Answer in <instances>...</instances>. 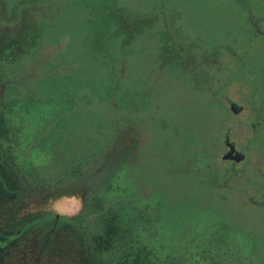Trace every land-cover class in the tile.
I'll use <instances>...</instances> for the list:
<instances>
[{"label": "rangeland", "instance_id": "obj_1", "mask_svg": "<svg viewBox=\"0 0 264 264\" xmlns=\"http://www.w3.org/2000/svg\"><path fill=\"white\" fill-rule=\"evenodd\" d=\"M51 1L54 13L48 12L47 16L56 21L60 33H50L44 38L45 45L41 49L48 53L41 55L47 56L53 65L54 76L49 82L50 86L56 84L52 80L57 76L56 80L59 78L60 82L58 86L61 87L59 92L65 93V96L58 103L50 105L47 114L72 105V114L81 115L73 123L82 126L81 133L78 131L75 134L77 131L74 128L78 130L76 126H71L65 133L67 142L63 141V145L72 146L68 156L79 145L74 143L75 139L81 138L80 145L87 148L94 144L88 139L96 131L109 132L107 121L113 120L114 107L124 105L130 108L131 105L136 108L138 102L147 104L151 100L158 108L156 114H160V120L156 124L143 126L139 132L140 141L133 142L129 151L120 152L115 167L108 171V166L105 175L114 172L123 162L129 163L131 175L145 191L161 194L162 200L152 204L146 214L154 221L168 212L172 213L174 210L170 205H177L182 212L189 209L187 213L193 212V207L200 204L204 208L215 205L233 211L236 206H232L230 200L222 202L216 195V173L210 172L207 167L202 168L210 161L206 152L220 151L218 156L224 159L225 146L215 143V140L218 133L226 131L224 128L218 130L225 106L218 99L207 100L206 93L199 88L211 81L207 77L200 79L199 75H194L191 68H195L196 64H190L202 60L204 49L206 54L208 48L216 47L205 59L214 57V61H220L221 65L214 75L227 78L225 75L234 76L230 72L234 64L230 53L240 57L247 54L246 50L255 48L249 72L251 75L233 85L238 89L244 85L243 90H252V102L264 100V44L262 37L247 22L248 12L241 8L250 9L259 19L260 28L264 29V0H100L104 6L102 11L98 4L94 6L89 3L92 1L94 4L96 0ZM102 15L104 21L98 33L90 36V32L87 33V19ZM246 37L251 38L249 43L245 42ZM63 59L65 62L59 68L57 63ZM242 63L251 62L245 57ZM217 82L215 80L214 89ZM5 83L6 78L0 74V104ZM144 93L147 95L144 96ZM229 93L233 102L241 103L236 107V113L241 118L248 117L251 107L249 110L243 107L244 102L231 89ZM240 93L249 99V92ZM262 104L258 110L264 113V102ZM93 116L103 121L99 127L92 126ZM228 124L232 130L226 128L228 137L225 140H233V154L242 153L239 159L233 156L237 171L247 167V177L253 180L262 177L256 171L264 173V162L258 163L255 166L257 170L254 169L253 164L249 163L248 146L239 143L246 142V136H250L245 126H236L230 121ZM135 127L137 129L138 125ZM56 129L57 126L49 131L51 136L56 134L53 133ZM258 137V146L264 145V134ZM221 138L224 139L223 135ZM112 150L106 154L107 157L118 152L116 147ZM197 150L204 152H197V155ZM74 155H79V152ZM250 156L256 158L255 152ZM12 179L13 185L3 181L0 184V189L5 188L4 192L0 190V264H49L51 259L61 258L71 264H99L101 251L111 245L108 235L112 232L105 225L131 205L119 199L101 213L106 201L91 199L86 205L95 213L88 222L86 212H77L78 215L73 218L65 217V214L75 212L77 207H83L79 196L75 200L60 196L41 205L51 212L47 219L27 225L20 232L8 230L3 222L11 219L12 206L20 199V196H14L15 187L22 189V184H16L14 177ZM248 180L243 181L245 186L240 191V199L256 206L262 202L264 194L257 195L247 186ZM96 186V182H91L88 191ZM42 189L40 186L25 187L21 194L37 195ZM190 195H195V203L187 198ZM117 202L120 203L115 205ZM32 206L37 208L40 205L32 202ZM140 210L137 208L138 213ZM236 211L238 209L234 208V214ZM260 212L264 216V210ZM167 219H172V216ZM119 262L116 264H121Z\"/></svg>", "mask_w": 264, "mask_h": 264}, {"label": "trees", "instance_id": "obj_2", "mask_svg": "<svg viewBox=\"0 0 264 264\" xmlns=\"http://www.w3.org/2000/svg\"><path fill=\"white\" fill-rule=\"evenodd\" d=\"M89 3L94 6L98 4L101 11L104 9L100 0H96L94 4L92 1ZM241 8L247 13L246 7ZM48 12L54 13L53 2L50 0H0V74L6 78L1 90L0 104V184L3 181L13 185V177L16 184H22V189L15 187L14 196H20V199L13 204L12 217L4 221L3 226L8 230L20 232L27 228V225L47 219L51 212L41 205L60 196L71 194L79 196L83 201V207L78 212H86L88 222L95 213L86 205L87 203L89 205L91 199L106 201L101 213L113 202L124 199V202L131 205L118 213L111 223L105 225L112 232L108 235L111 245L101 251L99 264H116L118 261H121L119 262L121 264H264V216L260 212L264 210V199L256 206L244 203L240 199V191H243L245 186L243 181L247 178L249 179L247 186L255 190L257 195L264 194V173L261 171L256 172L262 177L253 180L246 175L247 167L246 169L241 167L237 171L235 163L218 156L220 151L206 152L210 161L202 168L207 167L210 172L216 173L217 197L222 202L230 200L231 205L238 209L237 214H234L233 207V211H230L215 205L204 208L200 204L194 206L190 214L187 213L189 209L182 212L177 205H170L174 211L168 212L156 221L146 214L151 210L152 204L162 200L161 194L157 191H145L131 175L129 163L123 162L120 167L114 169V172L105 175L106 169L109 168L108 171H111L115 167L120 152L129 151L133 142L140 141L139 132L141 133L143 126L147 123L156 124L160 120V114H156L158 109L154 111L149 104L138 102L136 108L130 104V108L124 105L114 107L113 120L107 121L109 132L104 134L103 131H96L88 139L94 144L87 148L80 145L81 138L75 139L74 143L79 145L75 146L72 155L68 156L72 146L63 145L67 142L65 133L71 126L78 128V130L74 128L77 131L76 135L79 133L82 126L78 127L77 123L75 125L73 123L77 122L76 117L81 115L72 114V105H65L54 113L47 114L50 105L58 103L65 96V93L59 92L61 87L58 86L60 82L59 78L56 80L57 76L52 80L56 83L54 88L50 86L49 82L54 76L53 65L49 63L47 56L41 55L45 54L44 52L48 53L47 50L43 52L41 49L45 45L44 38L50 33H60L56 28V21L48 18ZM87 20L89 22L87 33L90 32V36L97 34L101 22L104 21L103 15L89 17ZM247 22L255 29L248 17ZM256 33L262 37L264 44V35L257 30ZM250 40V37H246L245 42L249 43ZM254 51L255 48L249 49L246 50L247 54L242 55L243 58L250 59L251 63L248 64H241L242 56L230 53L234 61L230 72L234 76L222 77L230 81L229 87L234 93L249 92L248 100L242 97L247 109L251 107L249 115L241 118L237 114L229 113L226 118L220 117L221 126L218 130L222 128L226 130L228 127L232 130L228 121L236 126H245L250 136H246V142L239 143L248 146L250 152L248 151L247 155L249 159L251 158L249 163L251 162L256 169L258 163L264 162V145L258 146L257 143L258 136L264 134V113L258 110L264 100L252 102L254 99L251 97L252 90H243L244 85L239 86V89L234 86L239 84L241 79L249 78L251 75L249 72L253 64ZM64 62V59L59 60L57 63L59 68ZM220 84L225 85L222 82H219ZM218 98L221 99L219 96ZM258 100L261 99L258 97ZM224 112H227L226 107ZM91 120L95 128L103 122L94 116ZM56 126L57 129L53 131L56 134L51 136L49 131ZM222 135L224 138L222 132L216 135L215 143L225 144ZM49 137L52 138L51 141ZM115 147L118 152L107 157L106 154ZM78 152L79 155H74ZM197 152L204 151L197 150L196 154ZM254 152L256 158L250 156V153ZM91 182H96L97 186L94 190L88 191ZM36 186L43 188L37 195L21 194L25 187ZM0 190L4 192L5 188ZM187 198L195 201V195ZM32 202L40 206L35 208ZM137 208H141L139 213ZM76 214H65V217L73 218ZM170 216L172 219H167ZM17 241L23 242L21 239ZM49 264L71 263L61 258L51 259Z\"/></svg>", "mask_w": 264, "mask_h": 264}, {"label": "crops", "instance_id": "obj_3", "mask_svg": "<svg viewBox=\"0 0 264 264\" xmlns=\"http://www.w3.org/2000/svg\"><path fill=\"white\" fill-rule=\"evenodd\" d=\"M248 12V11H247ZM217 48L214 47V48H208V52L206 54H204V51L205 49L203 50L202 52V55L201 58L202 60L198 59V61L196 63H191L190 65L192 64H196V67L194 68V66L191 68L192 72L194 73V75H199L200 76V79H204L207 77L208 80H210L211 82H208L207 85L205 86H200L199 90L201 91H204L207 95V100L210 101L211 99H218L219 101H221V99H223V104L224 106L226 107L227 109V114L229 113H233V114H237L236 112V107L237 106H240L241 103L239 102H233V99L230 98V93H229V89H231L229 87V80L226 81V79L224 80L222 77H216L214 75V71H216V69H218V67L221 65L220 63H217L216 61H214V57H210L208 59H205V57H207L208 55H211L212 52H214ZM191 52V51H190ZM189 52V53H190ZM189 55H192L189 54ZM189 61V60H188ZM190 65H187V66H190ZM206 74V75H205ZM215 80H217V86H216V89H214V86L216 85L215 84ZM219 82H222L223 84H225L224 86H221V84L219 85ZM223 87V88H222ZM232 90V89H231ZM207 91V92H206ZM233 91V90H232ZM200 92V91H199ZM234 92V91H233ZM241 100V102H244V98H242L241 96V93L240 91L239 92H236L235 93ZM147 95V94H146ZM221 97L220 98H218ZM200 102H202V100L200 99ZM203 102H205L203 100ZM147 104L150 105V108H154V111H156L158 108H155L157 106H155L151 100H148L147 101ZM243 107H246V103L244 102V105H242ZM247 108V107H246ZM225 112L223 113L222 117L223 118H226L227 114ZM238 115V114H237ZM146 119V118H145ZM179 127H176V129H178ZM229 129V127L227 128ZM227 129L226 131L222 132V134L224 133V145H225V149L223 151V155L224 156L223 158L224 159H228L230 161L233 162V148L230 147V143L232 144V141L228 140L226 141L225 139L228 137V133H227ZM226 146L229 147V149H226ZM227 151H231V155L230 156H227ZM63 198H67V200H75L76 198V195H65V196H62ZM81 207V205H80ZM80 210V208L77 207V210L75 212H72L71 214H66V215H72V214H75L77 213L78 211Z\"/></svg>", "mask_w": 264, "mask_h": 264}, {"label": "water", "instance_id": "obj_4", "mask_svg": "<svg viewBox=\"0 0 264 264\" xmlns=\"http://www.w3.org/2000/svg\"><path fill=\"white\" fill-rule=\"evenodd\" d=\"M248 17H249V20L251 21V23L253 24V26L255 27V29L264 35V29L260 28L259 26V19L254 15L252 14V11L250 9H248ZM230 147H232V144L230 143ZM231 155V151H227V156H230ZM233 156L236 157V159H239V157L242 156V153L241 152H237L236 154H233Z\"/></svg>", "mask_w": 264, "mask_h": 264}, {"label": "flooded vegetation", "instance_id": "obj_5", "mask_svg": "<svg viewBox=\"0 0 264 264\" xmlns=\"http://www.w3.org/2000/svg\"><path fill=\"white\" fill-rule=\"evenodd\" d=\"M226 149H229V147H228V146H226Z\"/></svg>", "mask_w": 264, "mask_h": 264}]
</instances>
